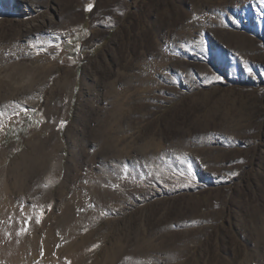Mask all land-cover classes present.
I'll use <instances>...</instances> for the list:
<instances>
[{
	"label": "rangeland",
	"instance_id": "rangeland-1",
	"mask_svg": "<svg viewBox=\"0 0 264 264\" xmlns=\"http://www.w3.org/2000/svg\"><path fill=\"white\" fill-rule=\"evenodd\" d=\"M0 8V39L34 41L42 72L0 116V172L22 189L3 262L47 218L65 264H264V0Z\"/></svg>",
	"mask_w": 264,
	"mask_h": 264
},
{
	"label": "bare ground",
	"instance_id": "bare-ground-1",
	"mask_svg": "<svg viewBox=\"0 0 264 264\" xmlns=\"http://www.w3.org/2000/svg\"><path fill=\"white\" fill-rule=\"evenodd\" d=\"M0 1H3V0H0ZM38 41H39V39H38ZM38 41H37V43H38ZM49 41H51V40H49ZM0 43H6L7 44L6 45L7 48H0V75L3 71L7 73V76L5 79L0 77V102L5 105V106H3L4 107L3 111L0 110V113H4V111L8 113V111L10 109H14L18 105L16 103L18 100L17 96L19 93L25 92V93H27L28 96L33 95L34 89H35V86H34L35 81L37 79V75H38V72H40V70H39V66L36 62V59H38V57H36L37 52L35 53L34 51H32V49H33L32 46H34L33 45L34 41L33 42L29 41V43H27V44H22V43H20L19 38L8 39V38L4 37V38L0 39ZM46 45L47 44L45 43V46ZM46 48H48V46ZM4 53H7V55ZM26 60H30L31 64H27V62H25ZM44 69H45V66H44ZM40 73L42 74V72H40ZM26 78L28 80H25ZM24 81H28V83L26 82L24 84ZM26 98H27V96H26ZM3 104H1V105H3ZM1 122H3V120L1 121V118H0V123ZM47 148H49V146ZM49 150H50V148H49ZM52 155L53 154H51V156ZM50 158H52V157H50ZM26 163H27V161H26ZM42 165H41V167H42ZM50 165H52V163ZM54 166H56V165L54 164ZM51 167H53V166H51ZM51 167H50V169H51ZM10 172H11V170H10ZM45 172H47V171H45ZM6 173H7V171H5V170L0 172V216L1 215L3 216V214L7 213L8 210H13V209H15V206H18L17 201L19 199V196L21 195V190H22L21 189L20 191H17V192L14 191V188L17 185L15 178H17V177H16V175H15V177L10 176V175L8 176ZM8 174H10V173H8ZM48 174L50 175V173H47L46 175L48 176ZM8 177H10V178H8ZM18 178H19V176H18ZM17 187H18V185H17ZM23 190H26V189H23ZM24 212L27 213V216L31 215L32 218H34L33 216H37V215H39V218L41 217V213L37 214L38 211L36 212L33 207L28 208V206H25ZM41 212L43 213V210ZM15 213L17 214V212H15ZM40 219H43V218H40ZM46 220H48V219L46 218L44 220H40L41 223L39 225L35 224V225L31 226V228L29 227L30 230L28 231V233L26 232L27 234H23L19 238H15V236L11 234L12 238H13L12 245L9 247L5 246L1 251L2 257L7 258L8 261L3 262V260H1V258H0V264H65L64 258H60V256H59V253L61 251L62 252L65 251V250H63L62 247L60 249V246L57 249V251L55 250L56 247H53V245L51 243V240H52L51 237L52 236L47 234L48 231L46 232V235H40V236L38 235V231L46 224ZM30 221H32V220H30ZM31 224H32V222H31ZM57 226H59V225H57ZM48 235H49V237H48ZM11 251H14V252H11ZM73 252H75V251H73ZM70 257H72V256H70ZM72 259H74V258H72ZM71 261H70V263H71ZM106 263H108V262L106 261Z\"/></svg>",
	"mask_w": 264,
	"mask_h": 264
},
{
	"label": "snow or ice",
	"instance_id": "snow-or-ice-1",
	"mask_svg": "<svg viewBox=\"0 0 264 264\" xmlns=\"http://www.w3.org/2000/svg\"><path fill=\"white\" fill-rule=\"evenodd\" d=\"M88 10H91V6H89V9ZM29 111L31 112H35L36 110L35 109H28V108H25L24 109V112L25 113H28ZM4 114L3 113H0V116H3ZM13 115H16L18 116L19 113L18 112H14ZM63 123V122H62ZM0 130H2V125H0ZM43 213L41 212V217H42ZM31 218H29V222H30ZM37 222H39V220H37ZM26 231V229H24Z\"/></svg>",
	"mask_w": 264,
	"mask_h": 264
}]
</instances>
